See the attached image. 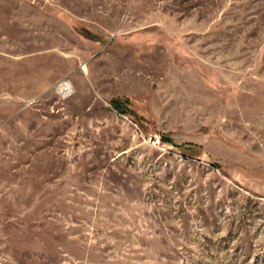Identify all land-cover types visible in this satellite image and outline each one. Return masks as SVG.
<instances>
[{
  "label": "rangeland",
  "instance_id": "obj_1",
  "mask_svg": "<svg viewBox=\"0 0 264 264\" xmlns=\"http://www.w3.org/2000/svg\"><path fill=\"white\" fill-rule=\"evenodd\" d=\"M0 264H264V0H0Z\"/></svg>",
  "mask_w": 264,
  "mask_h": 264
},
{
  "label": "built area",
  "instance_id": "obj_2",
  "mask_svg": "<svg viewBox=\"0 0 264 264\" xmlns=\"http://www.w3.org/2000/svg\"><path fill=\"white\" fill-rule=\"evenodd\" d=\"M54 92L60 100L69 99L75 92L76 88L71 78L65 76L59 79L54 84ZM35 100H31L29 103H34Z\"/></svg>",
  "mask_w": 264,
  "mask_h": 264
},
{
  "label": "trees",
  "instance_id": "obj_3",
  "mask_svg": "<svg viewBox=\"0 0 264 264\" xmlns=\"http://www.w3.org/2000/svg\"><path fill=\"white\" fill-rule=\"evenodd\" d=\"M113 104H114L115 108L118 109L122 113H126L128 111V109L125 107L123 102L120 101L119 99H114Z\"/></svg>",
  "mask_w": 264,
  "mask_h": 264
}]
</instances>
